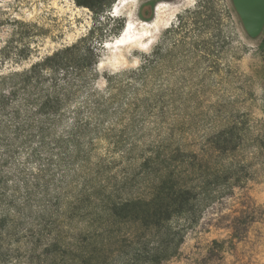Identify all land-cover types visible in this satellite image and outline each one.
Masks as SVG:
<instances>
[{
  "label": "trees",
  "instance_id": "1",
  "mask_svg": "<svg viewBox=\"0 0 264 264\" xmlns=\"http://www.w3.org/2000/svg\"><path fill=\"white\" fill-rule=\"evenodd\" d=\"M110 1L74 0L92 9ZM6 25L10 37L0 36V264H161L176 255L196 222L198 185L188 184V152L171 148L166 120H155L150 136L141 129L145 110L135 87L124 102L112 93L115 79H106V90L89 87L93 50L86 35L13 67L30 58L29 34L22 31L28 24L0 10V28ZM143 74L136 68L125 76ZM99 141L106 143L102 155ZM205 143L190 152L195 169L208 166L216 178L241 181L231 163L209 166L213 153L236 149L235 130L224 126Z\"/></svg>",
  "mask_w": 264,
  "mask_h": 264
},
{
  "label": "rangeland",
  "instance_id": "2",
  "mask_svg": "<svg viewBox=\"0 0 264 264\" xmlns=\"http://www.w3.org/2000/svg\"><path fill=\"white\" fill-rule=\"evenodd\" d=\"M0 10L28 24L22 31L30 58L13 67L86 35L89 87L106 90V79H115L112 93L122 102L135 87L145 110L142 131L155 135V120L165 119L171 148L188 152L197 218L176 255L161 264H264V27L249 37L231 0H111L93 9L74 0H0ZM125 25L129 38L142 41L114 45ZM10 35L11 27L0 28L2 39ZM136 68L144 74L127 80ZM224 126L235 130L237 147L213 153L209 166L231 163L241 181L194 166L190 152ZM105 145L99 141L96 154Z\"/></svg>",
  "mask_w": 264,
  "mask_h": 264
},
{
  "label": "water",
  "instance_id": "3",
  "mask_svg": "<svg viewBox=\"0 0 264 264\" xmlns=\"http://www.w3.org/2000/svg\"><path fill=\"white\" fill-rule=\"evenodd\" d=\"M241 23L251 38H256L264 27V0H231Z\"/></svg>",
  "mask_w": 264,
  "mask_h": 264
},
{
  "label": "bare ground",
  "instance_id": "4",
  "mask_svg": "<svg viewBox=\"0 0 264 264\" xmlns=\"http://www.w3.org/2000/svg\"><path fill=\"white\" fill-rule=\"evenodd\" d=\"M119 2H121V1H119ZM116 9H118V6L116 5V7H115ZM155 11H157V7H155ZM146 25H149V23L148 22H146L145 23ZM122 32L120 33V35L119 36H117L115 39H114V45H123V44H127V43H129V42H137V41H142V39L144 38V37H142V36H138V37H135V38H129L128 37V35H129V32H130V25H125L124 27H123V29L121 30ZM152 39L150 38V42H152L151 41ZM113 43V42H112ZM109 44H110V42H109ZM108 46V45H107ZM112 46V45H111Z\"/></svg>",
  "mask_w": 264,
  "mask_h": 264
},
{
  "label": "flooded vegetation",
  "instance_id": "5",
  "mask_svg": "<svg viewBox=\"0 0 264 264\" xmlns=\"http://www.w3.org/2000/svg\"><path fill=\"white\" fill-rule=\"evenodd\" d=\"M158 8V7H157Z\"/></svg>",
  "mask_w": 264,
  "mask_h": 264
}]
</instances>
